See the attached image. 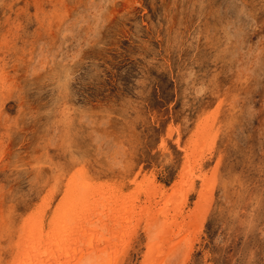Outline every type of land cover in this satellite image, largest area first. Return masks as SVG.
I'll use <instances>...</instances> for the list:
<instances>
[{
  "label": "rangeland",
  "instance_id": "obj_1",
  "mask_svg": "<svg viewBox=\"0 0 264 264\" xmlns=\"http://www.w3.org/2000/svg\"><path fill=\"white\" fill-rule=\"evenodd\" d=\"M0 87L3 264L53 194L49 226L79 170L160 201L186 166L180 240L148 238L145 219L123 237L122 223L85 222L95 264H264V0H0ZM208 117L213 144L192 146ZM201 176L214 188L194 226Z\"/></svg>",
  "mask_w": 264,
  "mask_h": 264
},
{
  "label": "bare ground",
  "instance_id": "obj_2",
  "mask_svg": "<svg viewBox=\"0 0 264 264\" xmlns=\"http://www.w3.org/2000/svg\"><path fill=\"white\" fill-rule=\"evenodd\" d=\"M4 84H6V83H4ZM0 88H2V87H0ZM63 111H64V109H63ZM63 111H62V113H63ZM216 112H219V110L216 111ZM217 115H219V114L217 113ZM66 116L64 114V117H66ZM69 121H71V120H69ZM205 122H206L205 123V125H206L205 129H208L207 131L204 129L205 130L204 131L205 133L203 135H204L205 138L203 139V137H200L198 135V133H199L198 132L199 130H198L197 131L198 133L196 132V134L193 135L195 137V139H193V141H190L191 143H193L192 146H195L194 144H195V142H197L198 137L200 138V140L203 141L202 142L203 143L202 144L203 146H204V144H209L210 141L212 142V140H211L212 134L210 132V128H211L210 125L211 124L209 123L210 122V117H208ZM198 127L200 128V126H198ZM201 128L203 129V126ZM190 140H191V138H190ZM213 140H214V137H213ZM210 144L212 145L213 143H210ZM1 145H2V143H1ZM188 145H189V143H188ZM5 151L7 152V150H5ZM186 151H188V149ZM222 152H225V151L222 150ZM195 153H196V151H195ZM220 153H221V151H220ZM223 155H224V153H223ZM121 156L123 157V155H121ZM222 156H221V158H222ZM118 157H119V155H118ZM1 158H2V156H1ZM49 158H50V156H49ZM51 158H52V156H51ZM71 161H73V160H71ZM187 161H188V159H187ZM191 161H192V159H191ZM77 162H79V161H77ZM119 162H120V160H118L116 163L118 164ZM220 164H218V166ZM114 165H115V163H114ZM81 166H82V164H81ZM114 168L116 169V166ZM118 168H117V170H118ZM182 169L183 170H182V172L180 174L179 180L177 182H175L174 186L169 190V192H162V197H161V200L160 201H158V194H159L158 190L153 191L151 189V190L148 191V189H144V186L138 185L137 187H139V186H140V188L142 187L141 189L139 188L140 190H145L146 191V195H145L146 198L144 200L143 206L137 205L136 203H138V202H136L135 204H131V200L134 201V199L136 197H138V198L140 197V190L139 189H136L135 190V192L133 193L135 195V197H133L134 195L131 196L130 194H125V193L121 192L120 186H118L117 183H114L115 181L114 182L112 181L113 182L112 183L111 180L110 181H108V180L102 181L103 179L100 180V178H94L95 176L93 174H95L96 172H94L92 174V176H94L92 178V177H89L87 175V170L86 169L79 170L80 172H78L77 174L75 173L76 174L75 176L72 175V177L68 181V183L66 185L65 192L63 193L62 198L60 197L61 198L60 203L58 204V206H57V208L55 210L53 209L54 212L52 214V217L49 219V223H48L49 226L48 227H46V225H45V219H47V217H48V214L47 213H48V209L50 208L49 206L51 204V199L53 198V194H50L49 195V198H48V200H46V203H45V206L44 207L43 206L42 207H38V208H40V211L38 212V214H39L38 216H32L31 215L29 218L27 217V219L23 222L22 231H20V233H19L20 235L18 236V238L12 239L11 240V243H10V244H12L11 246L13 248L12 251L10 252L11 253V257H13V261L14 260L16 261V263H13V264H95L96 262H98V258L92 253V252H94V249L87 250L84 247H82V245H85L86 243L89 244V246L91 247V244H94L96 242L95 241V239H96L95 237H97V235L96 236H92L93 234L96 233L95 231H94L95 233L94 232H91V231H86V230H84L81 227L82 225H84L85 222H89L90 224H95V225H96V222H98V224L100 225V230L103 231V232L105 230H107V229H112V227L115 228V226H118V223H122L123 228H124L122 231H124V232H121L120 236L123 237V236H125L128 233L127 232V229H125L126 226L129 227L131 230H134L137 227H139L141 225L140 222H142V220L145 219L146 220L145 221L146 224L145 223L144 224L146 225V228L145 229L143 228V229L146 231L145 233H147V235H148L147 237L148 238H150V239L153 238V236H149V233L151 232L150 229L151 228L152 229L153 228H156L158 230L155 231V237H156V234H157V237L158 238L163 237V236L168 237V235L171 236V237L172 236H179L178 240H180V238L182 237L180 235H182L185 227L190 226V225H188L189 224L188 221L183 220L185 223L186 222L188 223V224H185V225H182V222L180 221V217L182 216L181 214H183V209L182 208H183L184 202L187 201V196L186 195L185 196H182V195L186 191H188L187 188H186V191L183 189L185 191V192H183L181 188H183V186H184V183H183L184 181H185V186L188 185V181L187 180L191 179V176L193 175L192 168L190 170L186 166V167H184ZM196 169H197V167H196ZM59 173H60V171H59ZM72 174H74V173H72ZM69 176H71V175H69ZM104 179H107V178L105 177ZM202 180H203L204 184H203V186L201 188V191H200V194L198 196L200 199L196 203V206H195V208L193 210L192 217H191L192 218L191 220L194 219V223L191 222V224H193V225L194 224H197V223H195L196 220H198L201 217V214L204 211V209H203V207L201 205L202 204L201 203L202 202V199L206 195H210L208 192H211L213 190V188H214V184L212 183L213 182V179L212 178L208 179V177H202ZM124 187H126V186H124ZM127 187H129V186H127ZM155 187H157V186H155ZM189 189H191V188H189ZM181 191H182V195L179 196V193H181ZM176 197H179V199L181 200V202L180 201H177L176 200L177 199ZM135 201H136V199H135ZM43 205H44V203H43ZM11 207H13V206H11ZM138 209H139V212H138ZM0 210H2V209L0 208ZM5 210H7L6 207H5ZM31 214H33V213H31ZM189 215H191V214H189ZM164 219H165V222H166V226H163V227L160 228L161 225L159 226V223L158 222L160 220V223L162 221V224L164 225ZM0 223H3V225L6 226V229L7 228L8 229L10 228V224L7 223L6 220H3ZM193 225H191V226H193ZM199 225H200V223H199ZM84 226H86V225H84ZM142 227H143V225H142ZM1 228H3V227H1ZM196 228H198V227H196ZM189 230H191V228H189ZM113 231H115V229ZM120 231L121 230L118 231V234L120 233ZM138 231H136V232H138ZM198 231H199V229H198ZM130 235H132V232H131ZM116 236L114 238H117L118 237V236L117 237ZM184 236H183V238H184ZM99 238H100V236H99ZM175 238L177 239V237H175ZM86 240H87V242H86ZM102 240L103 239H101V241ZM166 241H168V240H166ZM172 241H174V240H172ZM112 242H113V240H112ZM114 243H116V242H114ZM157 243H158V241H157ZM96 244L98 245V242ZM103 244H107V243H103ZM154 244H155V242H154ZM154 244H152V245H154ZM164 244H162V245L164 246ZM108 246H106V247H108ZM169 246H170V244H169ZM85 247H86V245H85ZM110 247H111V245H110ZM166 247L164 246L163 248H166ZM2 248H4V247H2ZM43 248H44V250H43V252H41L42 255L40 254L41 255L40 256L39 253H40V251H42ZM6 249H7V247H6ZM8 249H10V248H8ZM121 249H122V247H121ZM111 250H112V248L110 249V251ZM164 250H166V249H164ZM120 251H122V250H120ZM160 251L161 250H159V253H160ZM45 255H46V258H45ZM110 256H111V254H110ZM51 257H52V261H51ZM41 258H43V259L41 260ZM122 258H123V256H122ZM151 258H153V257H151ZM8 259L9 258H7V260ZM96 259H97V261H96ZM0 264H3V260H1V259H0ZM107 264H108V262H107ZM159 264H163V261H160Z\"/></svg>",
  "mask_w": 264,
  "mask_h": 264
}]
</instances>
